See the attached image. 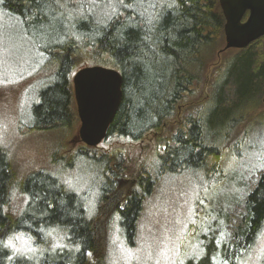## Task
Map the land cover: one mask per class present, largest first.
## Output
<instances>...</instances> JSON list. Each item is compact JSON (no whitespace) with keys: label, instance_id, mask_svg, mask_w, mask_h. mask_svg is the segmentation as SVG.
Segmentation results:
<instances>
[{"label":"trees","instance_id":"16d2710c","mask_svg":"<svg viewBox=\"0 0 264 264\" xmlns=\"http://www.w3.org/2000/svg\"><path fill=\"white\" fill-rule=\"evenodd\" d=\"M0 9L23 23L32 22L36 27L41 25L33 0H4ZM141 11L146 14L153 11L149 0H142V6H136L134 12L122 10L117 21L109 23L107 28L101 26L99 32L94 31L95 15H87L89 19L76 22L72 30L76 35H66L63 43H51L52 46L39 52L44 59L40 69L45 83L31 108L30 129L62 132L56 152L64 146L70 134V102L73 96L70 74L83 67L84 60L113 67L123 77L122 101L108 128L107 137L119 135L138 141L146 132L159 131L166 121L174 117L179 106L188 105L199 95L205 59L223 35L224 18L218 0H182V6L164 19L160 34H152V41L144 40V32L132 27L122 29L127 37L126 43L121 44L119 39H114L120 34L121 23L127 25L129 15L136 18ZM43 12L46 18H52L53 13L56 18L58 10L53 5L44 7ZM247 15L248 12L243 19ZM104 22L107 23L106 20ZM51 37L52 41L56 39L54 35ZM86 49L92 51L84 55ZM212 78L209 102L204 105L207 107L200 109L197 105L196 109L190 110L193 105L186 106L175 132L162 139L164 148L156 154L159 175L190 169L207 174L220 168V148L214 143L207 144L205 136H217L231 112H236L242 102L260 95L264 82V35L239 50L237 56L227 61ZM56 152L51 155L53 165H58L63 159L71 164L78 159L101 164L99 200H105L107 193L117 188L115 177L121 176L122 172L109 169L107 157L90 154L84 148L70 155ZM54 173L34 171L15 182L17 171L13 161L0 147V264H17L15 259L9 260L3 255L5 252L9 256L15 255L11 248L3 245L9 237L21 232L36 240V249L30 255L25 254L30 259L19 264H87L86 254L95 253L103 244L97 232L102 228L87 216L79 196ZM143 175L138 172L133 177L138 189L127 191L116 205L101 209L103 222L105 214H109L110 221L115 218L113 221L118 222L127 239L134 235L142 204L154 185ZM237 186L238 190L218 211L221 226L229 229L231 239L211 236L205 244L204 257L198 262L189 260L186 264H223L225 259L228 264H236L241 251L246 253L253 249L264 229V168L247 181L237 182ZM12 191H18L26 198L25 207L19 214L8 209ZM240 206L244 213L238 212L240 215L237 216L234 211ZM47 231H58L60 236H64L63 247H50L52 242L46 240L48 248L39 253L41 251L37 249L43 244ZM258 264H264V252Z\"/></svg>","mask_w":264,"mask_h":264},{"label":"rangeland","instance_id":"374dc122","mask_svg":"<svg viewBox=\"0 0 264 264\" xmlns=\"http://www.w3.org/2000/svg\"><path fill=\"white\" fill-rule=\"evenodd\" d=\"M106 4L107 0H66L67 7L59 9L56 18L52 20L57 28L56 32L51 28L36 27L32 22L23 23L0 9V147L13 161L17 171L15 182L34 171L55 172L79 196L87 210V216L102 228V231L97 229V232L103 244L95 253L86 254L89 262L87 264H186L189 260L198 262L204 257L205 244L211 236L222 240L231 239L229 229L225 230L221 226L218 211L231 199L230 195L238 190L237 182L247 181L264 168L262 95L260 93L242 102L236 112H231L224 127L218 130L220 133L217 136H205L207 144L214 143L220 148V168L217 167L215 171L207 174L190 169L159 175L156 170V154L164 148L162 139L175 132L186 106L193 105L190 109L193 110L199 105L201 109L209 102L212 77L217 76L218 70L239 52L233 48L222 52V35L219 44L205 59L203 78L199 82V95L188 105L179 106L174 117L166 121L159 131L146 132L138 141L125 136L110 135L96 147H88L78 136L80 121L72 96L70 134L64 146L56 152L62 132L30 129L31 108L38 99V91L45 83L43 71L40 69L44 65V59L39 52L52 46L51 43L60 44L56 43L57 39L64 40L66 35L72 36L68 31L69 21L61 17V12L91 14L102 19L104 12L108 10ZM58 19H63V34H59L61 26L57 23ZM52 35L56 37L54 41ZM91 51L86 49L84 55ZM83 63L82 66L96 64L92 60H84ZM76 70L77 68L70 74V83ZM70 85L72 90V83ZM208 108H211L210 104ZM82 148L90 154L107 157L109 169L122 172L121 176L115 177L117 188L108 192L105 200H99L98 195V184L102 180L99 176L100 163L78 159L71 164L63 159L58 165L52 164L53 153L70 155ZM138 172L153 181L154 185L142 204L136 231L127 239L121 233L118 222L113 221L115 218L110 221L109 214H105L106 220L103 222L101 209L116 205L118 199L127 191L138 189L133 179ZM67 181L71 182V186ZM25 202L26 198L22 194L12 191L8 209L13 214H19L24 209ZM236 208L234 212L237 216L244 213L242 206ZM44 234L42 248L39 246L37 249L41 251L39 253L48 248L45 245L46 240L52 242L50 247L62 245L64 236H60L58 231H47ZM16 236L21 239H13L15 247L22 248L26 255L32 254L28 249H36V240L22 232L11 237ZM11 250L15 253L14 249ZM263 252L264 229L253 249L246 253L241 251V255L236 257V264H258Z\"/></svg>","mask_w":264,"mask_h":264},{"label":"water","instance_id":"95a60500","mask_svg":"<svg viewBox=\"0 0 264 264\" xmlns=\"http://www.w3.org/2000/svg\"><path fill=\"white\" fill-rule=\"evenodd\" d=\"M218 4L224 18L221 51L246 48L264 35V0H218ZM71 83L80 121L79 139L96 147L106 138L122 101V74L113 67L86 65L75 71ZM261 95L264 105V82Z\"/></svg>","mask_w":264,"mask_h":264},{"label":"snow or ice","instance_id":"6c2138e0","mask_svg":"<svg viewBox=\"0 0 264 264\" xmlns=\"http://www.w3.org/2000/svg\"><path fill=\"white\" fill-rule=\"evenodd\" d=\"M4 0H0V4H3ZM33 3L37 8V15L41 19V27L51 28L53 32L57 31V28L52 23V19L55 18V13H53L52 18H46L43 12L44 7H51L55 5L56 9L59 10L61 8H66V0H33ZM136 6H142V0H107L106 8L107 11L104 12L102 19L95 20V28L94 31L99 32L101 30V26L103 28H107L109 23L117 21L119 17L122 15L123 11L131 10L135 11ZM149 6L153 9L151 13L146 14L145 11H141L137 14L136 18H132L129 15V23L125 25L123 22L121 23V29L118 30L120 33L118 37L114 36V39H119L121 44L126 43L127 37L123 34L122 29L125 27H132L144 32V40L152 41V34H160V28L163 24L164 19L167 15L171 14V11H174L182 6V0H149ZM61 17L67 19L69 21L68 31L71 32L72 35H76L75 32L71 30L76 27V22L80 19H89V17L84 13H76L72 11L61 12ZM47 19V22L44 21ZM107 21L105 23L104 21ZM57 23L60 24V33L63 34V19H58ZM175 39V37H171ZM63 40L57 39L56 43H63ZM143 42V41H142ZM142 51V49H141ZM69 186H71V182L67 181ZM203 203V201H201ZM13 239H21V237H9L7 242H4L5 248L14 249L15 255L9 256L6 252L3 255L7 256L9 260L15 259L17 264H19L22 260L30 259L25 256L24 250L22 248H17L13 244ZM58 248H62V245H57ZM28 251L34 252L35 249H28ZM183 264V262H181ZM223 264H228L227 259L224 260Z\"/></svg>","mask_w":264,"mask_h":264},{"label":"flooded vegetation","instance_id":"af4514ba","mask_svg":"<svg viewBox=\"0 0 264 264\" xmlns=\"http://www.w3.org/2000/svg\"><path fill=\"white\" fill-rule=\"evenodd\" d=\"M221 52V51H220ZM222 52H225V51H222Z\"/></svg>","mask_w":264,"mask_h":264}]
</instances>
